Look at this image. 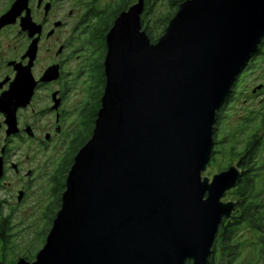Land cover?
Returning a JSON list of instances; mask_svg holds the SVG:
<instances>
[{
    "label": "water",
    "instance_id": "1",
    "mask_svg": "<svg viewBox=\"0 0 264 264\" xmlns=\"http://www.w3.org/2000/svg\"><path fill=\"white\" fill-rule=\"evenodd\" d=\"M144 11L139 0L107 34L93 135L46 244L34 262L16 264H210L236 209L223 198L241 172L203 174L217 114L264 40V0H187L156 43L143 31Z\"/></svg>",
    "mask_w": 264,
    "mask_h": 264
},
{
    "label": "flooded vegetation",
    "instance_id": "2",
    "mask_svg": "<svg viewBox=\"0 0 264 264\" xmlns=\"http://www.w3.org/2000/svg\"><path fill=\"white\" fill-rule=\"evenodd\" d=\"M120 2L0 0V159L4 166L0 189L11 186L6 183L9 172L32 177L48 164L34 165L26 172L24 161L17 157L69 149L91 129L106 84L107 43L106 38L100 39L102 27L111 30L121 14L106 15ZM147 10L145 0L144 13ZM95 125L96 121L94 129ZM11 127L16 131L12 135ZM214 142L211 162L226 147L231 165L224 171L237 167L240 180L246 174L256 175L264 192V40L217 114Z\"/></svg>",
    "mask_w": 264,
    "mask_h": 264
},
{
    "label": "trees",
    "instance_id": "3",
    "mask_svg": "<svg viewBox=\"0 0 264 264\" xmlns=\"http://www.w3.org/2000/svg\"><path fill=\"white\" fill-rule=\"evenodd\" d=\"M135 1L121 0L120 6L114 8L106 17L110 18L112 15L116 18L119 14L127 11L130 6H133ZM185 1L187 0H146L148 10L142 16V26L143 31L147 33L152 43H156L165 34L170 21L176 15L180 5ZM164 8L166 12L156 15L158 9ZM150 16L153 19H150ZM110 27H102L101 37L99 36L101 41L106 38L105 34L106 32L109 33ZM160 31L162 32L159 33ZM104 50L105 55L107 52L106 46H104ZM104 66L102 64L101 68H104ZM104 87L106 88V84H104ZM94 118L89 132L82 134L79 137V142H75L68 149L67 156L63 160L62 165L58 166L57 171L51 178L52 192L55 193L57 191L59 194L56 206L53 208L50 205L48 208V211H51V217L47 233L51 231L54 220L62 208V197L66 190L67 178L75 163V158L93 135L94 123L98 116L96 115ZM231 196L237 202V207L232 218L225 221L219 228L210 264H234L246 251H249L252 257L250 264H262L264 262V192L256 175L246 174L240 180L238 188ZM6 203L7 201L2 202L0 200V260L2 264H16L17 260L21 258L34 262L37 254L46 244L47 239L38 251L35 244H32L26 248L25 253L18 254L15 242L13 241L14 212H5L4 207H6ZM247 230L250 232L252 238L249 241H244L243 232Z\"/></svg>",
    "mask_w": 264,
    "mask_h": 264
},
{
    "label": "rangeland",
    "instance_id": "4",
    "mask_svg": "<svg viewBox=\"0 0 264 264\" xmlns=\"http://www.w3.org/2000/svg\"><path fill=\"white\" fill-rule=\"evenodd\" d=\"M159 7V6H158ZM161 12H166L164 9H158L156 15ZM150 19L153 17L150 16ZM152 21V20H151ZM160 31L159 33H161ZM255 77V76H251ZM79 101V99H77ZM223 153L218 155L216 160L211 162L208 166L207 172L203 174V177H209L212 180L216 175L220 174L224 169L231 165L228 162L226 154V147L221 148ZM68 148L50 149L46 153H37L32 155L29 152L25 153L23 158L17 157L18 160L24 161V168L29 170L34 165L40 163H48L45 169H42L40 174H35L32 177L24 178L22 176L17 177L12 172L8 173L6 180L7 185H11L8 189H0V200L2 202L7 201L4 207L5 212L13 211V241L15 242V248L18 254L25 253L26 248L35 244L38 251L45 240L48 237L47 229L50 227L51 211H48L50 205L54 208L58 202L57 191L52 192L51 178L57 171L58 166L62 165L63 160L67 156ZM28 156L34 157L38 162L33 159L28 160ZM12 160H16L12 158ZM24 169V171H25ZM25 189V190H24ZM25 191L23 199L19 201L20 192ZM53 194V197H52ZM224 203L234 202L232 196L227 194L223 198ZM36 234V235H35ZM252 238L250 232H243V240L249 241ZM251 255L249 251H246L234 264H250ZM20 260V259H19ZM17 260V262L19 261ZM264 263V262H263ZM262 263V264H263Z\"/></svg>",
    "mask_w": 264,
    "mask_h": 264
},
{
    "label": "snow or ice",
    "instance_id": "5",
    "mask_svg": "<svg viewBox=\"0 0 264 264\" xmlns=\"http://www.w3.org/2000/svg\"><path fill=\"white\" fill-rule=\"evenodd\" d=\"M3 88V84H0V89H2Z\"/></svg>",
    "mask_w": 264,
    "mask_h": 264
}]
</instances>
